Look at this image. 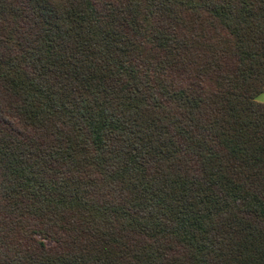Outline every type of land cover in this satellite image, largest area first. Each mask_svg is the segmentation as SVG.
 Listing matches in <instances>:
<instances>
[{
    "label": "trees",
    "instance_id": "1",
    "mask_svg": "<svg viewBox=\"0 0 264 264\" xmlns=\"http://www.w3.org/2000/svg\"><path fill=\"white\" fill-rule=\"evenodd\" d=\"M264 0H0V264H264Z\"/></svg>",
    "mask_w": 264,
    "mask_h": 264
},
{
    "label": "rangeland",
    "instance_id": "2",
    "mask_svg": "<svg viewBox=\"0 0 264 264\" xmlns=\"http://www.w3.org/2000/svg\"><path fill=\"white\" fill-rule=\"evenodd\" d=\"M257 101L264 102V92L257 97Z\"/></svg>",
    "mask_w": 264,
    "mask_h": 264
}]
</instances>
